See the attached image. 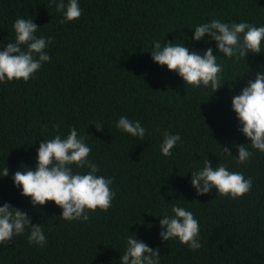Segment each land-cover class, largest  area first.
Here are the masks:
<instances>
[{"label": "trees", "instance_id": "trees-1", "mask_svg": "<svg viewBox=\"0 0 264 264\" xmlns=\"http://www.w3.org/2000/svg\"><path fill=\"white\" fill-rule=\"evenodd\" d=\"M78 2L79 19L61 23L64 14L51 0H0V49L15 42L21 18L33 19L34 35L50 40V60L30 80L0 82V206L26 212L46 243L29 244L26 228L0 244V264H120L132 234L159 250V264H264V152L250 148L231 110L232 96L264 72V42L261 54L236 60L220 54L207 35L192 40L195 28L212 20L264 26V0ZM155 41L200 53L212 48L222 87L214 93L211 86L184 85L153 63ZM122 116L140 122L143 139L117 128ZM72 128L91 148L87 159L97 175L113 181L112 207L89 212L87 221L63 220L52 202L33 207L12 179L21 167L35 169L40 143L66 138ZM165 132L181 138L168 157L161 154ZM241 144L252 152L244 164L236 158ZM218 145L229 147L230 157ZM206 160L251 178L250 192L237 199L214 188L197 195L191 174ZM173 206L197 219L199 249L161 239L159 219L173 216Z\"/></svg>", "mask_w": 264, "mask_h": 264}, {"label": "clouds", "instance_id": "clouds-1", "mask_svg": "<svg viewBox=\"0 0 264 264\" xmlns=\"http://www.w3.org/2000/svg\"><path fill=\"white\" fill-rule=\"evenodd\" d=\"M57 12H63L61 21L71 22L82 15L78 0H51ZM15 42H10L0 49V82L23 80L27 82L33 74L39 71L44 62L50 60L45 51L50 40L34 35L38 26L33 19H17L14 23ZM216 44L217 51L227 58L243 59L251 53L261 54V44L264 42V26L257 27L246 22L233 23L229 26L218 20L203 23L195 28L193 41L199 42L205 36ZM26 49V50H25ZM153 63L166 67L169 72H175L184 85L193 87L211 86L213 92L221 85L222 65L217 62L218 56L212 48L203 53L189 50L183 43L161 44L155 41L150 54ZM231 110L242 126L239 131L250 141L251 149L264 152V72H258L252 81L238 95L231 98ZM97 131L102 130L95 126ZM117 128L132 137L143 139L145 128L139 121H132L122 116ZM178 134L164 133L161 144V154L171 156V150L180 140ZM219 146V145H218ZM225 156L230 157L229 147L219 146ZM237 162L244 164L252 156L247 145L235 146ZM91 148L84 139L78 137L72 128L66 138L57 134L54 138L40 143L36 155L34 170L21 167L13 176L14 186L21 190V195L30 198L31 204L44 206L52 202L62 210L61 218L65 221L89 219L88 213L97 209L107 211L112 207L114 193L110 187L112 179L97 175L99 169L87 158ZM87 168L84 173L74 172ZM9 170L4 167L3 177ZM252 179L245 178L241 172L229 171L226 165L213 167L206 160L202 170L191 174V186L197 195H205L215 189L220 196L237 199L252 188ZM173 216L165 215L159 219V233L163 241L178 239L191 250L201 247L198 241L199 223L193 213L180 206H173ZM30 228L28 243L44 245L46 238L41 225H31L26 212L12 208L5 203L0 206V244H6L14 235H21ZM159 250L150 249L148 245L136 238L135 234L128 235L126 250L120 257V264H159Z\"/></svg>", "mask_w": 264, "mask_h": 264}]
</instances>
